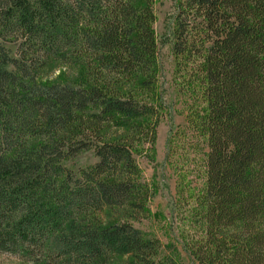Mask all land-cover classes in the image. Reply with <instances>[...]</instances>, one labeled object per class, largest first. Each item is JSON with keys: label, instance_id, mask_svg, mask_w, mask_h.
<instances>
[{"label": "trees", "instance_id": "obj_1", "mask_svg": "<svg viewBox=\"0 0 264 264\" xmlns=\"http://www.w3.org/2000/svg\"><path fill=\"white\" fill-rule=\"evenodd\" d=\"M154 3L0 0V253L178 264L134 224L153 195L134 155L153 160L161 115ZM172 20L187 126L207 147L185 246L195 264H264V0H177ZM86 149L93 164L64 166Z\"/></svg>", "mask_w": 264, "mask_h": 264}, {"label": "rangeland", "instance_id": "obj_2", "mask_svg": "<svg viewBox=\"0 0 264 264\" xmlns=\"http://www.w3.org/2000/svg\"><path fill=\"white\" fill-rule=\"evenodd\" d=\"M176 1L155 0L154 3L156 76L161 115L156 128L153 160L143 154L134 155L142 179L153 188V195L148 200V215L134 224L159 239L161 256H171L178 264H195L185 242L187 238L199 235L191 214L204 188L203 160L207 147L203 139L187 126L186 115L190 102L174 73L172 19ZM7 47L13 54L14 45L8 43ZM60 70L63 71L62 68ZM58 73L56 69L46 76L55 79ZM170 136L172 142L168 149ZM96 159L93 150L86 149L65 159L63 164L76 171L93 164ZM0 264L22 262L15 255L2 252Z\"/></svg>", "mask_w": 264, "mask_h": 264}]
</instances>
